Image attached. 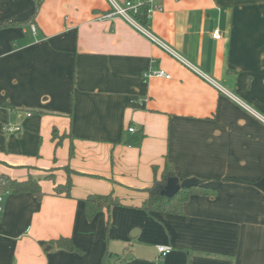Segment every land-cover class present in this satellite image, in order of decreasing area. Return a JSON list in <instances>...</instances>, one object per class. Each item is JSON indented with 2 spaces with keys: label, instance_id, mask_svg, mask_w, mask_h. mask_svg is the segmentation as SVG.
Returning <instances> with one entry per match:
<instances>
[{
  "label": "crops",
  "instance_id": "1",
  "mask_svg": "<svg viewBox=\"0 0 264 264\" xmlns=\"http://www.w3.org/2000/svg\"><path fill=\"white\" fill-rule=\"evenodd\" d=\"M38 1L0 5V177L45 193L3 196L0 264H102L107 250L116 264H264V0H155L159 42L100 19L127 0H44L34 16ZM167 158L181 185L217 195L141 210ZM70 178L71 197L55 195ZM110 193L121 205L90 221L85 199Z\"/></svg>",
  "mask_w": 264,
  "mask_h": 264
},
{
  "label": "trees",
  "instance_id": "2",
  "mask_svg": "<svg viewBox=\"0 0 264 264\" xmlns=\"http://www.w3.org/2000/svg\"><path fill=\"white\" fill-rule=\"evenodd\" d=\"M43 1L44 0L38 1V7L34 13V16L38 14ZM149 9L150 6L148 4H144L140 7L138 13L136 14V19L138 22L146 28H148L150 24ZM142 138L143 135L140 134L136 139L129 142V144L132 146H137L140 144ZM63 139L64 138L60 136L57 131H53L52 140L55 142L57 147L62 144ZM73 154V149H71V155ZM153 171L155 174L153 185L147 189H144V192L148 194V198L141 205V210L159 214L183 215L185 213V205L192 196L215 197L217 195L216 189L200 184H180V186L173 193H168V186H170L173 181L177 179L173 163L168 158L165 161L164 171L160 178L157 176L156 166H153ZM48 178L54 179L53 176ZM72 188L73 183L70 178L64 185H56L54 188V194L57 196L64 195L66 197H71ZM8 193L14 195L31 193L39 200L45 196L39 181L36 179L29 178L24 181H18L10 178L7 175H2L0 177V196H4ZM84 202L86 216L90 221H92L95 216L103 210L110 211L113 207L121 205V201L117 195H115V193H110L108 195H90L85 199ZM51 243L58 249L67 250L70 252H82L81 249L76 247L68 238L53 240ZM119 258V254L107 250L103 255L102 264H116L119 261Z\"/></svg>",
  "mask_w": 264,
  "mask_h": 264
},
{
  "label": "built area",
  "instance_id": "3",
  "mask_svg": "<svg viewBox=\"0 0 264 264\" xmlns=\"http://www.w3.org/2000/svg\"><path fill=\"white\" fill-rule=\"evenodd\" d=\"M112 4H113L112 5V12L109 14H106L105 16L101 17L100 19L112 18L113 16H116V15L121 16L124 19H126L127 21H129L132 25L136 26L142 33H144L145 35L150 37L152 40L159 42L149 32V30L146 27H144L143 25H141L138 22V20L136 19V14L138 13L140 7L144 4H148L150 6L149 14L151 12L161 8L159 6V4L155 3V0H127L124 4H118L116 2H112ZM32 28H33L34 33H36L35 26H33ZM213 39L218 40V41H220L222 39V32L220 29L214 30ZM199 74L204 78H208L203 73L199 72ZM148 76L149 77H152V76L163 77L165 79H171V76L163 70H155V71L151 72ZM29 116H31V114H29ZM8 130H9V132L13 133V132H19L21 129L18 127H10V128H8ZM129 132L135 133V129L130 128ZM2 203H3V196H0V216L3 212ZM158 251H159L161 257H165L172 252V249L170 247L159 246Z\"/></svg>",
  "mask_w": 264,
  "mask_h": 264
},
{
  "label": "rangeland",
  "instance_id": "4",
  "mask_svg": "<svg viewBox=\"0 0 264 264\" xmlns=\"http://www.w3.org/2000/svg\"><path fill=\"white\" fill-rule=\"evenodd\" d=\"M0 5H1V0H0ZM62 137L63 138H67V135L65 134ZM179 186H180V183L176 179L175 181H173V183L170 186H168L167 192L168 193H173Z\"/></svg>",
  "mask_w": 264,
  "mask_h": 264
},
{
  "label": "water",
  "instance_id": "5",
  "mask_svg": "<svg viewBox=\"0 0 264 264\" xmlns=\"http://www.w3.org/2000/svg\"><path fill=\"white\" fill-rule=\"evenodd\" d=\"M137 232H139V231H135V232L133 233V237H135V234H136Z\"/></svg>",
  "mask_w": 264,
  "mask_h": 264
}]
</instances>
